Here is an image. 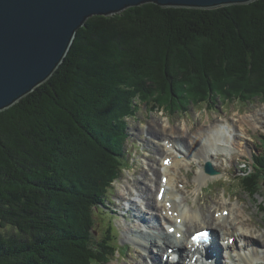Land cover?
<instances>
[{
    "label": "trees",
    "instance_id": "16d2710c",
    "mask_svg": "<svg viewBox=\"0 0 264 264\" xmlns=\"http://www.w3.org/2000/svg\"><path fill=\"white\" fill-rule=\"evenodd\" d=\"M230 84L233 94L223 89ZM146 91L170 113V104L186 112L185 95L208 106L217 92L224 102L264 99V0L213 9L147 3L90 17L55 74L0 111V226L20 233L0 232V264H104L119 250L108 237L114 229L101 241L91 229L127 163L123 119ZM262 144L242 181L252 196L264 188ZM92 150L109 159L90 183L76 182L74 167L88 166Z\"/></svg>",
    "mask_w": 264,
    "mask_h": 264
},
{
    "label": "rangeland",
    "instance_id": "374dc122",
    "mask_svg": "<svg viewBox=\"0 0 264 264\" xmlns=\"http://www.w3.org/2000/svg\"><path fill=\"white\" fill-rule=\"evenodd\" d=\"M235 85L236 84H230L223 89L226 90L228 87L230 89L229 91L232 93L233 91L231 89H234ZM147 86L148 87L146 88H151L150 84H147ZM155 94L156 93L153 94L146 91L144 96L139 97L138 102H136L137 100L134 101L136 102L134 108L135 115L126 116L125 119H123L124 122L122 125H124L123 127L126 129L124 136L129 137L126 146L130 148V150L127 149L129 155L126 154V168L123 170L121 179L114 183L112 191L108 195V199L106 200L105 198V201L102 204L104 207L102 211H100V213L97 211V225L91 229L96 239L99 240L98 237H100V241L103 239L101 236H108L106 233L107 229L110 231L114 229V233L110 232L108 237L109 239L111 238V241L119 248V250H116L113 255L111 253L109 255L110 259L107 262L105 261L104 264H143L144 258L140 257V254L145 251L139 240H136L137 233L135 231L126 230L127 223L131 225L132 230L138 231L139 229V225L131 224V222H133L132 213H130L127 208L129 207V202H134L136 201L135 199H137L139 207L142 208L140 203L144 205L145 202L146 204L147 197H145L146 194H144L145 196H142L140 189L136 187H132L134 194L130 197L127 196L126 184H130L127 183L128 180L131 181L136 178L144 179L143 171L145 170V172H147V179L144 180L147 184L144 183V186H149L156 198L157 188L156 186L154 187L153 183L155 178L153 169H161L156 180L158 185L162 182V166L165 164L164 158L168 155L167 150L171 149L165 147L180 142L181 138H184L181 137V135L184 134V131L187 129H190L192 132L202 126L218 124L217 122L220 121H224L220 124H225L229 121L235 126V134H237V137L240 139L238 140L239 146L242 144V146L232 148L228 151L231 153L230 155L226 156V149L222 150V153L219 155L214 154L213 156L211 155V157L209 155L211 159L210 161H212L214 165H218H215V167L219 171L217 175H214L215 177H211L210 175L207 176L204 172V165L207 161L200 160L193 156L194 154H191V152L195 153L193 152L195 150L198 151L200 146H194L190 141V138H188L189 145L187 147L189 149L188 154L190 155L184 153L185 156L180 157H183L184 159L173 162L175 181L173 182V187L171 189L172 196L176 199L174 203L178 212L186 213L189 211V213L195 216H191L192 221H190V218L187 220V225L185 227L187 232L189 231L190 233L195 232L196 230L211 228V219L205 221L201 208H203L208 215L213 213L214 215H220L223 211L220 212L217 210L221 209L223 205L218 207L217 205H220L222 202L224 204H229L230 210L224 211L226 214L228 211L233 210L234 213L230 220L235 228H239L240 234L243 232L241 230V223L245 219L250 223L260 219L264 220V188L255 196H252L242 188V170L250 167L252 156L258 153L257 151L262 150L263 147L261 141L264 137V122H262V120L264 121V99L253 98L251 101L249 100V102L245 103L241 100L224 102V99L221 97L222 94L217 92L214 93L217 98L212 97L213 105L208 106L207 103L198 104L197 102H192L193 100H190L189 96L180 93L181 95H185L182 99L187 101L186 103L190 102L187 105L186 112H184L182 108H178L169 103L171 100L170 96H161V101L163 103L168 102L166 104H170L171 107H174L172 108L175 109L176 112L170 113L166 108L164 109L158 104L160 100ZM248 117L254 119L253 124H250L251 119ZM167 120L170 121V123L168 122L169 128L175 129V131H177L176 134L168 133L169 129L160 132L158 126H156L157 130L153 127V125L155 126V122H159V124L163 125ZM209 122L215 123L207 124ZM203 123L204 125H202ZM240 123L245 127L244 132H242V129L239 127ZM150 128L155 136H153L152 133H148ZM154 130L156 132H154ZM158 133L160 134L159 136L157 135ZM176 135H180V138L173 137ZM192 135L194 136V133H192ZM168 141L171 143L167 144ZM159 149H161V151ZM241 149H243V151H241ZM93 152H98L97 156L96 153L94 154L95 157L92 156L91 159H93V161L89 163L88 166L83 162L85 166L79 164L77 167H74V169H80V181L76 179V182H82L85 185L90 183V179L95 176L94 174H96V170L102 166L100 161L107 162V159H109V155L104 151L92 150L89 152L90 156ZM204 155L207 154L204 153ZM122 164L123 163L121 162V165ZM175 172H182L180 174L181 176ZM75 177L76 176L74 175V179ZM76 182L74 183V186H76ZM141 190L143 191V187ZM122 195H126L127 199L122 200ZM144 198L146 200H144ZM116 205L119 207H115ZM243 205L245 210L244 214L241 212ZM154 211L161 213L159 208ZM172 211L174 210H171V212ZM120 215H128L130 219L121 217ZM107 219H110L111 222ZM168 226L169 223L161 224L160 229H165L166 231ZM0 232L5 235H11L12 233L20 235L19 230L10 224L0 226ZM142 237L145 238L144 236ZM241 245L242 242L238 240L234 247L225 252L228 253L229 251V254L231 252L233 259H237L240 250H242ZM120 249H122V254H120ZM158 249L160 253H163L165 247H156L157 251ZM243 252L244 254L239 257H244L245 264H252V261L264 262V258H262L260 254H248V251ZM56 258L58 261L61 260L60 263L65 262V258L62 255L60 256V254L56 256ZM189 260L190 259H188V261ZM229 264H240V260H236L233 263L229 262Z\"/></svg>",
    "mask_w": 264,
    "mask_h": 264
},
{
    "label": "water",
    "instance_id": "95a60500",
    "mask_svg": "<svg viewBox=\"0 0 264 264\" xmlns=\"http://www.w3.org/2000/svg\"><path fill=\"white\" fill-rule=\"evenodd\" d=\"M256 0H0V111L47 82L64 62L78 30L92 16L130 7L213 9ZM208 171L217 173L208 165Z\"/></svg>",
    "mask_w": 264,
    "mask_h": 264
},
{
    "label": "bare ground",
    "instance_id": "6f19581e",
    "mask_svg": "<svg viewBox=\"0 0 264 264\" xmlns=\"http://www.w3.org/2000/svg\"><path fill=\"white\" fill-rule=\"evenodd\" d=\"M262 122H264L262 120ZM261 122V123H262ZM170 123V122H169ZM160 130V132L165 131L166 129H169L168 133L176 134L177 131L175 129L169 128L168 121L165 122V124L161 125L159 122H155V126ZM235 126L231 125L230 123L225 124H213L209 126H202L199 127L197 130L192 131L190 129H187L184 131V134L181 135L180 142L173 145V148L167 150L168 155L164 158L167 159L168 157H171L170 164L165 167L164 176L168 177L166 184L163 186V182H160L158 185L156 183L157 177L159 172H161L160 168H154L153 174H154V187L156 186L158 193L161 190V187L165 189V195L163 200L156 199L154 197V193L152 192V189L148 186H144L145 182L144 179H147L146 175L147 172L145 170L143 171V178L140 179H133L128 180L126 184V195L131 196L133 195V188L136 187L140 189L141 195L143 196L146 194L145 197H147L146 201V207L144 208V211L139 208V205L136 201H132L129 204V207L127 210L132 213V220L131 224L133 225H139L138 231L132 230L131 225L127 223L126 230L128 231H135L137 234L136 240H139V242L142 244V248L144 249V253L140 254V257L144 258L143 264H164L165 261L162 259V256L165 252H169L170 248L178 249L180 256L178 257V260L173 262L172 264H209L206 260L204 261V255L199 256V260L197 259L196 262H191L193 257L196 256L197 252H194L190 247V239L192 238V232H187V229L185 228L187 225L188 216L191 215V213L186 212L184 213H177V214H171L170 209L173 210L176 208V205L174 204L170 209L168 207V202L173 201V196L171 193V189L173 187V182L175 181V176L173 174V162L179 161L184 159L181 156H185L184 153H189L188 145H189V139L192 142L194 146H200L198 151H193L195 153L193 156L199 158L200 160H207L209 155L213 154V150H218L217 154H220V151L224 150L226 148V151H230L232 148H236L239 146V141L237 140V136L235 135ZM239 127L242 129V132L245 131V127L243 124L240 123ZM152 128V127H151ZM150 128V131L148 133H152V130ZM154 132H156L154 130ZM167 133V132H166ZM194 133V136L192 135ZM153 136H155L152 133ZM160 135L159 133L157 134ZM156 135V136H157ZM173 137L180 138V135H176ZM184 141V142H183ZM158 149V148H157ZM161 151V149H159ZM207 154V155H204ZM234 153V152H233ZM190 155V154H188ZM203 162V161H201ZM201 164V163H200ZM143 187V191L141 188ZM157 194V193H156ZM126 195H122L121 199H127ZM158 195V194H157ZM175 200V199H174ZM145 204V202H144ZM173 204V203H172ZM122 205V204H121ZM223 205V207L217 211H223L220 215L213 214H206L205 210L201 208L202 214L205 217L206 220L211 219V225L209 229H211V235L214 237V242L211 244L210 250H207V253H215L214 256H211L210 259L217 260L219 263H223L222 260L224 257L230 258V262H235V260H240V264H245L244 257H239L244 254L243 251H248V254L256 253L260 254L262 258H264V220L260 219L257 221H254L253 223L247 222V219L242 221L241 223V230L243 231L241 234L239 233V228H235L231 222V218L233 215V210L228 211L226 214V210H230L229 204H224L223 202L218 206ZM119 207V206H115ZM244 205L242 206L241 212L242 214L245 213ZM159 208L161 210V214L159 212L154 211L155 209ZM165 212H163V211ZM177 211V209H176ZM147 212V213H146ZM145 214V215H143ZM149 214L152 216L150 217ZM149 217L150 224L153 225V228L145 226L147 224L146 218ZM202 217V215H201ZM251 218V216H250ZM160 219H166L169 220L170 225L174 226L175 228V234H172V232H168L160 229ZM184 219V223L182 226L179 225L180 220ZM192 221V220H191ZM204 221V222H205ZM157 222V223H156ZM174 222V223H173ZM168 223V222H166ZM191 223V222H190ZM195 224V222H194ZM202 224V223H201ZM193 225V224H192ZM191 225V226H192ZM194 226V225H193ZM163 229V228H162ZM144 236L145 238H143ZM222 237V238H221ZM222 239V240H221ZM242 242V250H238V258L233 259V255L230 253L224 254L222 248L225 249H231L234 247V245L237 243V241ZM139 243V244H140ZM156 247H165V250L163 253H160L159 249L156 250ZM174 251H172L173 253ZM170 253V255L172 254ZM247 254V255H248ZM190 258V263H187V259ZM250 258V257H249ZM169 259V257H168ZM234 260V261H233ZM257 261V260H256ZM252 264H264V262L260 261H252ZM211 264V263H210Z\"/></svg>",
    "mask_w": 264,
    "mask_h": 264
},
{
    "label": "clouds",
    "instance_id": "9594fccd",
    "mask_svg": "<svg viewBox=\"0 0 264 264\" xmlns=\"http://www.w3.org/2000/svg\"><path fill=\"white\" fill-rule=\"evenodd\" d=\"M128 142V141H127Z\"/></svg>",
    "mask_w": 264,
    "mask_h": 264
}]
</instances>
